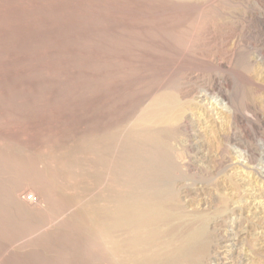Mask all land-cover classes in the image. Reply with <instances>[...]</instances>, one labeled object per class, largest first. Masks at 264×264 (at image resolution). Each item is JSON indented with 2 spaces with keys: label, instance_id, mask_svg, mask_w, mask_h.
<instances>
[{
  "label": "rangeland",
  "instance_id": "rangeland-1",
  "mask_svg": "<svg viewBox=\"0 0 264 264\" xmlns=\"http://www.w3.org/2000/svg\"><path fill=\"white\" fill-rule=\"evenodd\" d=\"M200 90L214 110L185 130L136 124ZM263 152L264 0H0V264H133L130 234L111 228L122 209L173 194L207 210L220 193L244 207L264 178L242 197L234 157L264 171ZM243 215L217 235L238 233L234 264H264Z\"/></svg>",
  "mask_w": 264,
  "mask_h": 264
},
{
  "label": "bare ground",
  "instance_id": "bare-ground-1",
  "mask_svg": "<svg viewBox=\"0 0 264 264\" xmlns=\"http://www.w3.org/2000/svg\"><path fill=\"white\" fill-rule=\"evenodd\" d=\"M198 94L199 95L198 96L196 95L197 97L194 98V100L190 101L189 106H185L184 103H182L179 100V98H177L174 95L167 93L166 95H163L162 97L158 98L152 104V106L149 108V110L146 112L145 116L139 121V123H136V124H139V126L142 128H161V129H169V130L172 129V130L177 131L178 128H181L185 125H189V124L193 123V121H194L193 117L195 115V112H197L195 110H197L198 108H204V109H208V110L214 108L213 104H212V108H210V106L209 107L207 106L208 104L206 103V100L209 98V93L207 91H201ZM190 97H192V96H190ZM205 107H207V108H205ZM225 107L226 106L224 104L222 108H225ZM213 110H212V114L214 112H216V111L213 112ZM217 114H218V112H217ZM221 115H223V114H221ZM202 117H204V116L202 115ZM207 118H209V117H207ZM133 123L135 124V122H133ZM193 124H191V125H193ZM201 124H203V122ZM183 130H185V128ZM148 132H149V130H148ZM166 133H168V132H166ZM206 134H204V135H206ZM207 136H209V135L207 134ZM212 137H213V135H212ZM171 141H172V139H171ZM208 141H210V140H208ZM208 141L206 139L204 140L202 137H198V139L196 140L195 148L198 149L199 152L202 153V158L205 159V161L207 160V162L209 163L211 161L210 159L213 158L214 155H212L211 152L209 151L210 149H208L210 147ZM164 143H165V145H168L167 144L168 142L165 141ZM261 145H262V143H261ZM261 148H262V146H261ZM191 150H192V148H191ZM194 151H195V149H194ZM232 155H234V154H232ZM243 155L244 154H242L238 157L235 156L234 158L236 159V161L234 162V164L236 165L235 168L241 170L240 176L242 178L240 180H238L237 187H239L240 191L242 190L241 191L242 197H245V196H247L245 193H246V187L248 184V179H247L248 175L249 174L251 175V173H253L255 171L256 173L260 174L264 178V171H262L260 169V167H259V170H257L258 168H256L255 166H254L255 168L250 169L248 166V163L247 162L245 163V161H244V160H246L247 157L245 158V156L243 157ZM251 156L252 155H250V157ZM242 158H244V159L241 161ZM167 159H168V157H167ZM228 160H230V159H228ZM213 162H215V161H213ZM171 163H173V161ZM183 163H184V161H183ZM161 165L163 168V164H161ZM201 166H203V165H201ZM201 166H200V168H201ZM188 167H189V165H188ZM176 168L178 169V166ZM182 169H183V167H182ZM248 169H250L251 171L248 172ZM170 170H169V172H170ZM166 172H167V167H166ZM155 175H153V176H155ZM171 175H172V173H171ZM171 175H169L168 177H171ZM159 183H161V182L159 181ZM164 183H165V181H164ZM173 183H176V182H173ZM222 186H223V184H222ZM176 187H178V186H176ZM151 190H153V189H151ZM259 191H261L260 192L261 195L260 194L259 195L252 194L250 198H247L245 200L246 204L244 207H240V206L234 207L233 205L239 204V202L241 203V201L238 200V202H234V199L230 196L229 193L228 194L220 193V198H219L220 204L217 205L218 203H216L214 205V195H213L211 197V200L209 201V203H205V205H208L207 207L205 206V208H207V210L205 209V210H199V211L198 210L194 211V210H191L190 208L188 209L186 207L185 203L183 202V197H182V200L179 198L177 199V197H174L175 195H173V194L170 195V197H167L165 200H162V201L152 200L154 202L150 201L149 203L148 202L147 203H140V202L135 203L133 201L134 204L128 206L125 209H122L121 211L119 210L120 216L118 219H115V221L111 224V228L121 229V230H124L130 234V237H127V238H129L128 245H127L129 253L127 254V256H128L129 261L133 264H234L235 255H237V257H238V255L241 256L239 254L240 251H238V245L240 242L239 241L240 238H239L238 233H236L235 231H234L235 232L234 233L233 231L228 230V232L225 231V234H223V235L220 234L218 236L217 231H219V228L221 229L222 227H225L228 219L232 218L231 216H234L237 213V211L240 212L241 217H242L243 213L246 212V214H247L246 220L248 221L249 224L252 225V228L255 232V233L253 232V235L251 236V240L253 243L252 248L255 251H258V255L259 256L261 255V258H262V257H264V217L262 216L263 212L258 210V209L261 208V206H264V202H262V201L258 202V200H259V197L262 196V193L264 195V189L263 190L261 189ZM185 192L186 191H184V193ZM212 192H214V191H212ZM243 193H244V195H243ZM147 194H149V193H147ZM203 194H205V193H203ZM139 195H141V194H139ZM257 198H258V200H257ZM207 199H209V198H207ZM125 200H127V199H125ZM157 200H159V199H157ZM195 204H196V202H195ZM241 205H242V203H241ZM199 206L201 207V205H199ZM208 207H209V209H208ZM238 221H240L239 218H238ZM95 223H97V222H95ZM108 228H109V226H108ZM111 228H109V230ZM258 229L259 230L262 229V231H259ZM226 230H227V228H226ZM238 232H239V230H238ZM110 237H108V238H110ZM110 239H112V238H110ZM113 239L110 240V242L112 241L111 251H112V246H114L118 251L120 248H122V246L124 244L122 246L121 245L118 246L117 244L120 242V241H118L117 244L113 245V242H114ZM104 240H106V239H104ZM107 241H109V240H107ZM116 241H117V239H116ZM116 241H115V243H116ZM123 241H122V243H123ZM243 250H244V248H243ZM114 251L116 252V250H114ZM241 252H242V249H241ZM113 254H114V252H113ZM242 255H243V253H242ZM122 259H123V257H122ZM250 259H251V257H250ZM124 260H126V259H124ZM237 260H238V258H237ZM248 261H246V263ZM253 262H255V261H253Z\"/></svg>",
  "mask_w": 264,
  "mask_h": 264
}]
</instances>
